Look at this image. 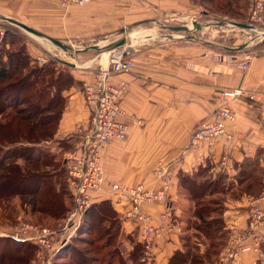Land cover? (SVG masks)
<instances>
[{
    "label": "crops",
    "instance_id": "1",
    "mask_svg": "<svg viewBox=\"0 0 264 264\" xmlns=\"http://www.w3.org/2000/svg\"><path fill=\"white\" fill-rule=\"evenodd\" d=\"M197 12L199 5L193 0H151L148 4L140 0H89L84 5L69 7L61 6L57 0H0V18L22 23L79 54L71 74L81 82V88H71L65 93L68 103L54 140L81 135L88 127L90 113L84 102L82 83L93 79L99 63V58H93V54L102 48L98 43L105 41L114 47L124 28L130 29L137 24L138 27L157 25L170 16L195 18ZM146 31L139 32L144 39L132 46L133 69L128 74L113 77L114 81L123 78L128 82V92L122 101L126 116L122 121L129 125V132L125 141H112L106 146L103 171L107 182L142 183L154 190L161 184L156 174L161 165L170 178L168 193L172 206L179 201L186 205L187 201L177 192L178 173H191L206 161L213 165L212 171L219 169L222 142L212 148L191 147L190 135L193 128L219 106L222 89L246 90L233 105L236 121L228 131L233 132L235 138L224 169L232 175L234 166L242 160L253 158L258 149L264 153V52L262 55L248 53L252 47L248 45L233 53L230 50L235 47L219 53L211 42L174 40L175 35L163 34L166 33L164 29L157 34L150 28ZM156 35L158 39L154 40ZM29 37L33 40L29 41L27 50L35 60L44 58L49 52L57 59L61 53L68 54L63 49L61 53L54 49L52 52L34 36ZM88 53L93 59H88ZM244 53L252 58L249 67L241 70L236 62ZM73 59L71 62L75 63ZM100 63L104 61L100 59ZM128 114H135L142 124L135 126ZM91 195L95 197L94 203L115 199L109 189L98 198V194ZM226 207L224 221L229 232L232 228L244 229L250 210L248 198L230 201ZM173 208L174 215L181 219L183 209ZM143 209L156 218L163 206L154 203ZM134 226L130 221L123 222L126 234H133ZM178 233L179 230L174 235L157 238L153 257L144 264H166L181 246ZM121 247L126 251L130 249L127 242ZM231 264L256 262L252 254L246 253Z\"/></svg>",
    "mask_w": 264,
    "mask_h": 264
},
{
    "label": "trees",
    "instance_id": "2",
    "mask_svg": "<svg viewBox=\"0 0 264 264\" xmlns=\"http://www.w3.org/2000/svg\"><path fill=\"white\" fill-rule=\"evenodd\" d=\"M193 2L218 14L237 17H243L247 4L246 0ZM0 21L19 29L6 19L0 18ZM15 35H10L11 46L17 42ZM247 52L262 55L264 43L252 46ZM71 88H81V82L59 59L37 64L25 43L0 52V205L13 196L18 197L24 215H36L39 223L64 219L73 205L60 154L72 150L78 137L54 140L68 103L65 93ZM53 142L57 143L59 153L43 148ZM212 168L206 161L191 173H178L177 192L191 204V213L179 228L181 246L166 264H215L229 236L224 221L226 204L243 197H256L264 188L261 149L253 158H245L235 165L232 175L226 169L214 172ZM124 220L123 207L117 201L94 203L84 213L81 228L84 236L79 239V245L68 246L60 252L56 264L57 260L66 258L75 261L74 264H89L86 251L95 253L91 260L95 264H144L141 261L143 245L137 239L136 230L133 234L125 233ZM178 223L180 219L176 218V226ZM124 242L129 244L128 251L121 247ZM108 248L109 252L99 257ZM35 251L32 244L2 238L0 264H30Z\"/></svg>",
    "mask_w": 264,
    "mask_h": 264
},
{
    "label": "built area",
    "instance_id": "3",
    "mask_svg": "<svg viewBox=\"0 0 264 264\" xmlns=\"http://www.w3.org/2000/svg\"><path fill=\"white\" fill-rule=\"evenodd\" d=\"M61 6H81L89 0H57ZM148 4L151 0H140ZM194 19L190 18L189 20ZM187 20L183 16H170L165 18L164 23L178 22L180 24ZM191 20L189 23H192ZM247 21L254 32V39L260 42L264 39V31L260 32L257 26L264 29V0H250ZM193 24V23H192ZM189 25V24H188ZM187 24L185 26L189 28ZM122 36H126L130 29L124 28ZM4 29L0 27V35ZM99 44V43H98ZM249 43L243 45L248 46ZM105 44L101 47H107ZM237 47V46H236ZM104 63H99L94 70L93 79L82 83V94L86 107L89 109L88 127L82 133L77 143L76 150L65 157V167L68 176V185L74 201V209L70 212L60 232L70 229L69 237L82 222L85 211L94 204L95 197L92 193L98 194L109 189L114 194V200L123 207V218L134 223L137 239L143 245L144 254L141 261H149L153 257L155 240L162 236L174 235L178 229L175 224L176 217L173 213L172 201L169 199L170 178L165 167L159 165L156 174L161 181L159 188L151 190L142 183L119 184L106 181L103 171V159L106 146L112 141H125L129 125L122 121L126 112L122 107L128 92V82L119 78L114 81L113 77L130 73L133 69L131 55L132 46L127 43L120 47H112L107 51ZM102 55V54H101ZM236 66L241 70L249 67L252 56L244 53ZM234 58V60H236ZM48 58L39 59L40 63L46 62ZM264 82V69H263ZM246 90L243 88L222 89L219 92L220 104L210 116L199 122L190 135V146H206L212 148L217 142L221 143L222 154L218 161V170L224 169L228 162V151L231 148L235 134L228 131L230 125H234L236 116L233 110L234 102L243 96ZM129 119L135 126L142 124V121L135 114H128ZM161 164V163H158ZM154 203H160L163 210L155 217L147 213L143 208ZM249 214L244 229L232 228L228 240L223 246L217 263L230 264L242 254H252L256 264H264V191L249 202ZM19 232H35L38 236L24 237L18 239L22 233L15 231L13 239L17 241H34L37 244H45V237L51 232L46 228L22 225ZM60 234V233H59ZM4 235V234H0ZM66 241H64L65 243ZM63 241L58 245L61 246ZM58 247V246H57Z\"/></svg>",
    "mask_w": 264,
    "mask_h": 264
},
{
    "label": "rangeland",
    "instance_id": "4",
    "mask_svg": "<svg viewBox=\"0 0 264 264\" xmlns=\"http://www.w3.org/2000/svg\"><path fill=\"white\" fill-rule=\"evenodd\" d=\"M246 3H247L246 9L243 12L244 13L243 17L221 15V14H218V13L214 12L213 10H211V9H209L203 5L200 6L197 3V5H199V12H197L194 19H191V20H195V21H192V23H193L192 28L188 29L187 31H183V32L171 31L167 27H169V26H183L185 24H187V25L191 24V23H189L191 21V20H189L190 18H188L182 24H180L178 22H169L168 24L161 22L157 25L153 24L151 26L148 25V26L138 27L139 25H137V26L135 25L133 28H130V31H138V35L133 39V40H136L140 36H143V34H139V32L146 31V29H149V28L152 29L153 32H155V34L161 33V29H164L165 30L164 32H166V33H163V34H165V35L174 34L175 36L172 38L174 40H183L186 42H192V41H195V42H203V41L211 42L213 44V47L215 48V50L219 53H224V51L227 50V48H229V47H236V46L243 45L245 43H249L248 45H251V46H254V44L264 43V39L261 42L257 39H254V37H255L254 32H250V31H247V29H245V28H240V27L233 25V23H241V24L247 23L248 24L247 17H248L250 0H246ZM0 27H2L4 29V33L2 35H0V52L13 50V49L17 48L21 43H23V44L25 43L26 48H27L29 41L33 40L31 37H29L30 35L29 36L27 35V33L25 31L21 30L20 28L17 29L15 27L11 26L10 24H8L7 22L0 21ZM257 29L260 32L264 31L262 26L261 27L257 26ZM146 32H149V31H146ZM11 34H16L15 38L17 39V42H14L15 44L13 46L8 44V41H9ZM191 36L194 38H192ZM121 37H122V34H121ZM33 38H35V40H38L39 42L44 44V46H46V47L48 46L47 48L49 50H51L52 52H53V49L57 50L58 52H60L63 49V48H60V47L55 46V45L51 44L50 42H48L46 40V38H48V37H45V39L36 38V37H33ZM153 38H154V40H157L158 35H156ZM165 38L168 39L167 36L166 37L164 36V39ZM60 43L63 44L62 42H60ZM104 43H106V42L104 41ZM101 44H102V42H101ZM64 46L67 47L66 45H64ZM82 46H85V45H82ZM108 46L97 49L98 52L93 54V55H95L93 58L97 57V58L105 61L107 54H108L107 53L108 49L112 48V47H108ZM72 50H73V48H72ZM63 51L66 52L65 49H63ZM73 51H75V50H73ZM66 53H68L69 55L65 54V53H61V56L58 58L61 60H65L67 62H71V58L72 59L74 58L73 60L75 61L79 57L78 56L79 54L76 51H75V54L69 53V52H66ZM96 55H98V56H96ZM46 57L48 58V60L45 63H47L50 60H55V58H56L51 52L47 53L44 58H46ZM90 57L91 56L89 54L88 59L92 58V57L91 58ZM35 62L37 64H43L44 63V62L40 63L39 60H35ZM76 136L79 138L80 135L78 134ZM77 141H76V143H77ZM45 146H47V147H43V148H46L52 152H56V153L60 152L59 148L57 147L56 142L46 143ZM75 150H76V147L74 146L72 150L68 149L64 152H61V154H60L61 158L65 161V157L67 155H71ZM64 164H65V162H64ZM218 171H220V170H217L216 172H218ZM263 191H264V188L257 194L256 197H258ZM110 194H112V193L110 192ZM256 197H253V198H256ZM251 199L252 198H248V203L250 202ZM72 202H73V205L71 207V210L64 217V219L61 218L60 220H56V221L53 220V221H49V222L47 221V222L39 223L37 221V219L35 218L36 215H33L34 217L33 216L29 217V216L24 215V213L22 211L23 208L20 205V201H19L18 197H14V196L11 197L7 202H4L0 205V234H4V235H0V239L10 238L16 242L17 240L13 239L14 237H12V236H15V231H17L18 233H22V232L18 231L22 225H30L32 227L46 228L49 230V232H51L49 237L44 238L45 239L44 241L46 243H48V246L45 244H37L36 240H34V241H17V243L23 244V242H26V243L32 244L33 246L36 247L35 256L32 259V261L30 262V264H56L55 261H56V258L58 257V254L60 252H64L68 246H72V245L78 246L79 245V242H78L79 239L82 236H84L82 233V229H81L82 224H83L84 215L82 216V222L79 224L78 227H76V229L74 231H72L73 233L71 234L70 237L68 236L70 234V229L66 230L65 232H60L61 228L64 226L65 220L67 219L68 215L70 214V212L75 207L73 199H72ZM174 206L183 209L184 213L180 214V216H181L180 220H183V222H184L186 219H188L190 217L191 204L188 201H187L186 205L184 204L183 201L182 202L179 201L178 204H174ZM187 207H188V209H187ZM173 212H174V208H173ZM175 217L178 218L179 216L175 215ZM181 225H182V223L180 222L179 228ZM178 230H180V229H178ZM188 233L190 235H192L193 232L192 233L188 232ZM179 234H180V232H179ZM33 236L37 237L38 234H36L35 232L26 231L25 233L20 234L18 236V239H25L24 237H33ZM89 238H92V237H89ZM61 241H63V244L61 246H59L58 244L61 243ZM64 241H66V242L64 243ZM80 248H83V247H80ZM86 248L88 250L87 246H86ZM109 250L110 249L108 248L106 251L104 250V251L100 252L99 257L102 254L106 255L109 252ZM93 256H95V253L91 254L89 251H86L87 263L95 264L93 262L94 259H93V261H91ZM83 258H85V257H83ZM57 262H59L57 264H74L75 263V261L69 260L67 258L63 259L61 261L62 263L60 262V260H57ZM96 264H100V263L97 262ZM104 264H106V263H104Z\"/></svg>",
    "mask_w": 264,
    "mask_h": 264
},
{
    "label": "water",
    "instance_id": "5",
    "mask_svg": "<svg viewBox=\"0 0 264 264\" xmlns=\"http://www.w3.org/2000/svg\"><path fill=\"white\" fill-rule=\"evenodd\" d=\"M8 21L12 24H14L15 26L19 27L21 30L25 31L27 34L31 35V36H34L36 38H42V39H45V36H43L42 34L38 33L37 31H35L34 29L22 24V23H19V22H16V21H13V20H9ZM141 23H146V22H141ZM140 23V24H141ZM139 25V24H137ZM233 25L237 26V27H240V28H245V29H252V26L251 25H246V24H241V23H233ZM169 30H172V31H187L188 30V27L183 25V26H169L167 27ZM46 40L48 42H50L51 44L55 45V46H58L60 48H63L65 49L66 51H68L69 53H73L75 54V51H73L72 49L70 48H67L65 47L63 44H61L60 42L56 41V40H52L50 38H46ZM128 41V38L126 36H122L115 44H114V47L117 48V47H120L121 45L127 43ZM245 45H241V46H238V47H235L233 49H236V50H239L241 48H243ZM76 59V58H75ZM59 61L63 64V65H66L70 68H75L76 67V61L77 59L75 60V63H72V62H67L65 60H61L59 59Z\"/></svg>",
    "mask_w": 264,
    "mask_h": 264
},
{
    "label": "bare ground",
    "instance_id": "6",
    "mask_svg": "<svg viewBox=\"0 0 264 264\" xmlns=\"http://www.w3.org/2000/svg\"><path fill=\"white\" fill-rule=\"evenodd\" d=\"M188 26H189V28H192V23L189 24ZM137 35H138V33L135 32V31H130V32L127 34V38H128L127 44H128L129 47L133 46L134 44H136V43L139 42L140 40L144 39V36H140V37L137 38L136 40H133ZM116 40H117V39H116ZM132 40H133V41H132ZM105 44H107V42L104 43V41H103L102 44L99 43L100 46H103V45H105ZM72 46H73V45H72ZM135 46H136V45H135Z\"/></svg>",
    "mask_w": 264,
    "mask_h": 264
}]
</instances>
